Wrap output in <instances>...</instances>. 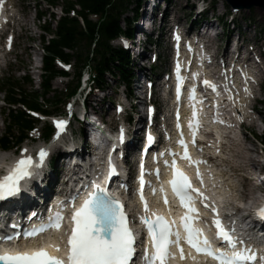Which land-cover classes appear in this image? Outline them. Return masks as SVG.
Segmentation results:
<instances>
[{"label": "snow or ice", "instance_id": "snow-or-ice-1", "mask_svg": "<svg viewBox=\"0 0 264 264\" xmlns=\"http://www.w3.org/2000/svg\"><path fill=\"white\" fill-rule=\"evenodd\" d=\"M179 79L182 83L183 77H179ZM205 83L208 82L205 81ZM65 123V121H58L57 125L63 128ZM193 134L195 135V130H193ZM148 139L154 141L151 135ZM179 143L185 148L184 158H188L185 141L181 139ZM23 151L26 153L28 150L24 149ZM47 155V150L41 149L38 163L33 160L32 156H25L17 160L12 170L7 175L0 177V200L18 195L21 191V181L32 177L34 169L43 166ZM175 155L173 153V156ZM165 163L168 164L169 162L165 161ZM195 163L199 164L201 161H195ZM110 167V175L115 174V165ZM169 167L175 170L173 179L169 181L173 191L189 213L196 212L197 209L194 207L193 202L197 197L193 193H197L200 197H204V193L200 189L193 188L189 177L176 166L175 160L171 162ZM198 175H201L199 171ZM144 185L142 172L139 191L140 199L144 202V211L147 213L150 209L143 193ZM95 187L96 191L88 195L82 206L71 217L74 227L71 228L67 241L69 246L67 261L51 255L42 247L31 251H0V264H130L136 253L135 243L137 237L130 226L127 213L124 211V205L108 193L106 189L101 188L99 185ZM159 190L165 192V203H168L163 186ZM152 191L155 193L157 190L153 188ZM204 198L207 199V197ZM75 199L74 197L73 203ZM213 210L215 211V209ZM258 215L264 218V208L258 210ZM181 219L184 229L183 234L179 226L175 225V221H169L163 215H157L155 220L148 219L147 216L140 217V221L147 226L154 248L152 252L146 251L147 264H168L169 259L174 257V253L170 250L171 247L181 246L182 241H187L198 252H204L217 259L219 264H248L249 261L255 260V256L250 254L249 249H237L239 241L233 235L235 228L226 230L219 219L215 221L216 227L219 229L218 236L227 243L230 250L214 249L209 238L203 235V229L192 223L193 217L191 215L186 213ZM62 221L63 214L57 212L54 217H49L48 223L30 229L24 235L34 237L53 228L59 229ZM19 238V233L5 234L0 236V242L7 241L11 243ZM53 247H56L57 251L60 250L59 245H53ZM183 255L181 247L182 258Z\"/></svg>", "mask_w": 264, "mask_h": 264}, {"label": "trees", "instance_id": "trees-1", "mask_svg": "<svg viewBox=\"0 0 264 264\" xmlns=\"http://www.w3.org/2000/svg\"><path fill=\"white\" fill-rule=\"evenodd\" d=\"M36 1H41V0H36ZM46 2L49 6H61L64 13L66 14L64 17H62L58 21V26L56 30H53L52 28H45L47 33H56L59 35L60 40L59 41H52L51 44L49 45L47 42H43L44 47L47 52V57H45V63L46 66L50 69L51 64L53 61V58L55 56H59L65 60H69L71 58L70 55L65 54L64 51L62 50V46L71 48V49H76V59L79 65L87 66L90 64V48L92 47V44L95 43V53L97 58L94 59V61H97L99 58L103 56V51L102 50H107L109 52H112L115 56V54L122 59L123 65H127L126 60H128V55L121 51H114L110 47H108V39L117 33L118 31V26H119V19L121 15L126 11L129 1L130 0H42ZM77 7H80L77 9ZM70 9H76L77 13L80 15H83L87 19L86 12L93 11L97 13H101L103 15H107L111 20L112 23L109 25L102 27V28H95L92 26V23L88 22L89 26V31L88 33L82 32L79 22L75 19H71L69 15V10ZM41 16V15H40ZM82 42L87 43V51L83 49V47L80 48V44ZM103 68L106 70H110L113 72L112 66L107 64L104 59H102V64ZM99 65L96 64V67ZM115 71H119L120 74L128 78L129 74L128 71L125 69V66H114ZM30 80L29 77H26L25 81L27 82ZM31 81V80H30ZM102 83H105V78L102 76ZM18 85V82H12L8 83L5 86V90L7 91H14V86ZM12 103H15L16 101L11 98ZM24 104L28 105L30 108L39 109V96L36 95L34 92L30 94V96H27L22 101ZM13 125H16L17 127H28L30 122L26 119L25 114L19 113L18 115L13 116ZM21 127V128H22Z\"/></svg>", "mask_w": 264, "mask_h": 264}, {"label": "rangeland", "instance_id": "rangeland-1", "mask_svg": "<svg viewBox=\"0 0 264 264\" xmlns=\"http://www.w3.org/2000/svg\"><path fill=\"white\" fill-rule=\"evenodd\" d=\"M182 3V2H181ZM29 7V11L27 13V16L25 17V20L22 22V33L21 31H19V34L22 36V38H20L18 45L20 47L19 51L20 52H24L23 53V57H22V62H25L26 65L30 66V70H31V74L33 76V79L35 80V85H38V75L37 72H35V68L37 67V60H39V58L41 57V51H40V44H39V36L42 34V32L40 31V26L39 23L37 21V19L35 18V13H34V6H28ZM59 16H60V11H58ZM258 16H262L261 20H257L258 22L256 23V27L259 29L264 28V12L261 10L257 11ZM49 18V17H48ZM244 29H246L247 32L249 33V36L252 38L254 36H257L258 34H254L252 33L253 28H247L246 26H244ZM236 35V34H235ZM29 36V39L27 38ZM236 37H234L235 40ZM221 40V38H219ZM30 40L32 41V43L30 42ZM30 44V45H29ZM31 46L32 50L29 51V55H25V52L27 50V48H29ZM24 64H20L19 67L22 68L24 67ZM108 79L110 80V76H108ZM116 81H108L109 84V91L107 92V97L111 98V92L113 89H115V87L117 86ZM56 87L60 86V84L58 83V81L55 84ZM3 102V96L0 95V108L2 106ZM98 108L100 109V107L98 106ZM107 111V106L105 107L104 110H100L101 114L105 115V112ZM262 117H261V122L258 126V133H262L263 130V126L262 124H264V111H262ZM4 132V128L2 126L1 123V118H0V134ZM251 149H255V147L253 145H251L250 147ZM256 157V155L254 154L253 151H248L246 149H243L241 151V160L243 161V163L245 165H248L250 163V159H254ZM253 167V166H251ZM258 171V170H257Z\"/></svg>", "mask_w": 264, "mask_h": 264}]
</instances>
